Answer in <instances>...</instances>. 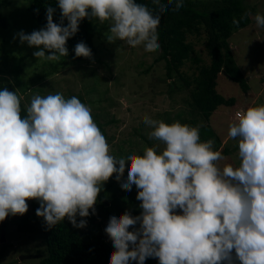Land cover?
<instances>
[{
    "label": "clouds",
    "instance_id": "9594fccd",
    "mask_svg": "<svg viewBox=\"0 0 264 264\" xmlns=\"http://www.w3.org/2000/svg\"><path fill=\"white\" fill-rule=\"evenodd\" d=\"M57 3L59 25L53 22L56 9L48 6L46 27L14 37L40 48L33 52L37 59L58 62L68 56L66 42L85 18L110 21L104 33L110 44L122 41L155 52L160 48V14L173 3V11L184 7V0H152L154 14L135 0ZM251 15L247 11L241 19ZM254 20L264 28V15L257 13ZM233 24L238 27L240 21ZM74 52L76 57H92L84 42ZM237 117L228 130L238 142L237 167L218 166L226 157L213 150L214 140L201 141L199 126L179 121L169 125L147 115L143 122L152 129L148 138L161 142L163 150L145 147L142 155L117 158L91 107L77 96L34 95L22 117L21 98L5 87L0 90V222L24 215L27 201L35 200L36 216L48 229L65 218L83 229V218L90 210L96 214L98 195L115 175L122 189L131 192L135 185L142 212L110 218L104 231L115 251L108 264H145L148 258H158L159 264H233V251L239 264H264V105L249 107Z\"/></svg>",
    "mask_w": 264,
    "mask_h": 264
},
{
    "label": "rangeland",
    "instance_id": "374dc122",
    "mask_svg": "<svg viewBox=\"0 0 264 264\" xmlns=\"http://www.w3.org/2000/svg\"><path fill=\"white\" fill-rule=\"evenodd\" d=\"M7 1H10L12 6L3 7V13L9 14L13 11V16L11 17V26L2 29L6 36L14 39L20 31L30 34L44 28L39 23L30 21L27 13L20 12L21 10L18 11L22 7L21 3H24L25 0ZM247 3L256 7L259 14L264 15V0H247ZM252 21L253 23L249 27L239 30L230 40L232 47H234L232 49L233 56L246 78L250 90L246 93L235 81L222 78L218 87L220 94L227 100L235 99L236 103L231 108L227 107L225 111L218 109V112L222 113L211 117L209 122L198 117V115L191 116V109L185 101L188 98L187 91L174 93L170 91L168 84L170 81L164 82L165 62H156V59L160 56V50L148 53L144 51L143 45L131 48L122 41L111 44L107 42L104 33L108 31L110 21L101 23L97 20L99 27L102 28V35L94 39V45L98 50L97 61L91 64L69 62L72 65H67L61 72L45 80L46 84L41 86L42 95L46 96L49 93L59 92L65 98L82 97L84 103L91 107L92 116H100V122L104 124L108 137H114L111 142H109V138L107 141L111 147V154L117 158L127 156L130 150H133L134 154L140 155L145 147H155L158 153L163 150L164 145L161 142L148 138V133L152 129L144 124L143 118L145 115L155 120H162L167 124H172L171 119L173 118L181 124H183L181 122L182 118H197L201 141L204 142L201 130L209 124L220 140L218 146L213 145V150L220 151L222 155L226 149L229 150V156L218 161V166L223 168V166L230 164L237 167L240 163L238 159V142L229 137V125L238 122V112L245 111L249 107L264 105V28L256 26L254 16H252ZM14 40L26 51L41 50L40 48L29 47L27 43L21 44L18 38ZM192 40L196 43L199 56L204 62L209 63L203 43L195 37H192ZM10 41L6 42V46L10 50H14L15 44L12 40ZM3 46V42H0V49H3ZM32 58L42 61L34 56ZM28 61L33 63L31 59ZM44 68L46 66L41 71ZM147 69L150 70L145 72ZM2 79L13 81L10 75H5L0 71V82H2ZM39 85L40 83L32 86L30 90L39 87ZM177 114H180L181 117L176 118ZM110 120L113 123L107 124V121ZM126 177L127 167L124 179ZM110 183H113L114 186L106 196L112 197L113 193L116 192L117 197L120 198V205L124 206L125 212H129L128 201L129 198H132L137 204L138 215H140L142 212L139 207L141 201L136 199L138 190L135 185H133L132 191L128 192L120 187L115 175H113L104 183L102 189L106 190ZM95 209L99 214L98 202ZM32 213V205L28 203V211L22 216ZM176 214L182 213L177 210ZM23 217L9 220L4 243L2 242L1 228L3 221L0 222V254L2 255L0 264H39L41 256L47 254V247L40 233L19 231V220ZM41 219L43 220V218ZM99 221L101 220L99 219ZM108 223V220L102 221L100 226L93 231V237H103L111 243L104 231ZM82 233L89 239V232L85 228L82 229ZM15 241L20 242L15 245ZM5 244L6 246H4ZM4 247H6L5 250ZM32 255L37 257L24 261L19 258ZM232 255L233 264H239V261L235 260L234 251ZM152 262L153 264H159L158 258H148L145 264H152ZM130 264H136V262L132 261Z\"/></svg>",
    "mask_w": 264,
    "mask_h": 264
},
{
    "label": "trees",
    "instance_id": "16d2710c",
    "mask_svg": "<svg viewBox=\"0 0 264 264\" xmlns=\"http://www.w3.org/2000/svg\"><path fill=\"white\" fill-rule=\"evenodd\" d=\"M135 2L146 5L156 14L157 10L152 0H135ZM161 2L167 4V0H161ZM21 4L22 7L18 11L27 13L30 21L37 22L42 27H46L47 24L46 8L48 6L55 8L53 22L60 24L61 10L57 0H25ZM10 6H12L10 1L0 0V42L4 44L3 49H0V71L5 75H10L13 81L2 79L0 90L6 87L9 91H16L21 98V116L23 117L26 115L31 97L37 94L43 96L41 86L46 84L45 80L48 77L58 74L67 65H72L69 62L91 64L97 61L98 50L94 45V39L102 35V28L99 27L97 20L83 19L79 24L78 32L66 42L68 56L61 57L58 62L38 61L32 58L34 51L24 50L12 37L6 36L3 32L2 29L11 26V17L13 16V11L4 14L3 7ZM174 7L173 3L160 14L161 22L157 29L160 56L156 62H165L164 82L170 81L168 84L172 93L188 92V98L185 101L191 109V116L198 115L209 122L211 117L222 113H219L218 109L225 111L227 107L231 108L236 103L235 99L227 100L220 94L218 87L222 78L235 81L246 93L250 90L246 78L235 61L232 52L234 47L230 40L239 30L249 27L253 23L252 16L258 12L256 7L247 3V0H184V7L179 11H173ZM247 11H250L252 15L241 19ZM234 19L240 21L238 27L233 24ZM67 23L65 19L64 26H67ZM192 37L203 43L209 63L204 62L199 56ZM10 40L15 44L14 50H10L6 46V42ZM80 42H84L91 49V58L75 56V46ZM30 59L33 63H29ZM45 66L46 68L41 71ZM149 70L147 69L145 72ZM39 83V87L30 90L32 86ZM29 90L30 92H28ZM79 99L84 103L82 97ZM180 117V114L176 115V118ZM93 118L108 139L104 124L100 122V116L97 115ZM171 120L174 123L177 119ZM181 122L194 127L198 124L197 118H182ZM110 123L113 121H107V124ZM202 129V140L206 142L216 138L217 141L214 140L216 141L214 145L218 146L220 140L210 125L208 124ZM113 138H109V142ZM129 154H134L133 150L127 153V155ZM223 156H229L228 149L225 150ZM113 186L114 184L110 183L107 189H102L98 195L97 202L100 213L96 212L95 215H92L90 210L89 217L83 218L87 220L85 229L89 232V239L82 233V229L74 228L67 218L55 227L48 229L45 222L36 216L39 203L35 200L27 201L32 205L33 213L19 220L18 229L24 233L36 232L42 235L47 247V254L41 256L39 264H108L110 254L115 251L113 245L103 237H93L92 233L102 221H109L112 216H120L125 213V208L122 204L120 205V198L117 197L116 192L112 197L106 196ZM136 205L135 201L129 198V212L133 217L138 216ZM79 219L81 218L77 217L78 221ZM136 227L138 228L139 225ZM129 231H133V228L130 227ZM5 248L3 249L5 250Z\"/></svg>",
    "mask_w": 264,
    "mask_h": 264
},
{
    "label": "water",
    "instance_id": "95a60500",
    "mask_svg": "<svg viewBox=\"0 0 264 264\" xmlns=\"http://www.w3.org/2000/svg\"><path fill=\"white\" fill-rule=\"evenodd\" d=\"M23 216L17 215V216H11L9 215L3 222H2V242L4 243L6 241V228H7V223L9 220L13 219V218H20ZM20 241H15L14 244L17 245ZM36 256L32 255V256H21L20 260L24 261V260H28V259H34Z\"/></svg>",
    "mask_w": 264,
    "mask_h": 264
}]
</instances>
